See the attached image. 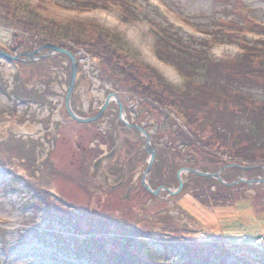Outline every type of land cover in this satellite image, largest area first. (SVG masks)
Here are the masks:
<instances>
[{
    "label": "rangeland",
    "instance_id": "1",
    "mask_svg": "<svg viewBox=\"0 0 264 264\" xmlns=\"http://www.w3.org/2000/svg\"><path fill=\"white\" fill-rule=\"evenodd\" d=\"M87 1L81 0L78 8L65 0H0V50L16 57L52 44L71 52L78 61L75 107L72 105L75 115L81 119L93 117L105 97L116 94L129 110V118L124 120L141 124L152 134L156 151L148 180L152 190H176V173L184 168L211 174L230 165L264 168V159L252 158V154L241 159L239 153L246 149V142L238 146L237 154L213 146L214 141L207 143L210 130L202 122V113L189 125L183 113L184 120L180 118L177 108L170 110L154 102L150 107L146 98L132 90L135 86L125 80L126 74L119 75L117 69L133 65L142 85L155 72L164 84L182 93L186 79L164 56L159 55L164 62L158 59L163 40L169 43L173 57L181 56V50L198 51L203 42L208 62L230 64L241 55L239 35L230 31L225 37L231 45L215 47L216 42L209 36L215 35L219 21L227 26L225 29L242 26L244 20L236 14L240 9L264 25V0H96L98 6L91 10L84 8ZM2 3L16 11L9 15L16 21L7 18ZM122 5L128 9L126 17ZM26 12L62 25L82 23L86 25L84 36H91V43L99 29L118 36L119 63L109 68L72 42L63 41L67 47H60L22 36L15 29L22 28L17 21L24 22ZM244 24L245 30L258 34L246 35L245 40L250 46L264 48V27ZM164 27L178 32L182 40L167 36ZM203 33L206 39L195 41L202 39ZM189 40L194 44L190 45ZM183 42L189 44L187 48ZM257 55L264 58V50ZM25 60L0 59V264H135L139 259L146 263L186 264L181 258L183 247L217 244L235 254L228 258L229 263L264 264L263 184L225 187L215 180L183 173L184 186L179 194L168 196L163 192L161 201L160 197H152L140 185L147 161L143 138L115 129L116 124L121 127L117 107L110 104L94 123L74 122L64 108L69 60L58 54L40 61ZM247 81L243 91L264 101L261 74L251 83ZM154 82L151 79L148 84ZM193 83L200 84L195 78ZM23 92L43 99L22 102L18 93ZM196 127L198 131L193 134ZM188 133L193 134L189 139L185 136ZM104 139L110 147L126 142L116 161L122 165L129 162L128 183L136 184L132 191L125 187L115 192L96 189L88 176L79 172L82 159L94 150L95 155L100 154L95 148L97 143L100 151H105ZM185 139L193 144L188 145ZM255 148L249 151L255 152ZM224 173L227 184L264 179V172L258 168H229ZM117 181L111 179V184Z\"/></svg>",
    "mask_w": 264,
    "mask_h": 264
},
{
    "label": "trees",
    "instance_id": "2",
    "mask_svg": "<svg viewBox=\"0 0 264 264\" xmlns=\"http://www.w3.org/2000/svg\"><path fill=\"white\" fill-rule=\"evenodd\" d=\"M6 1V0H2ZM67 2H72L80 8L79 2L81 0H65ZM85 4V9H95L98 6V1L88 0ZM110 4L109 2H107ZM94 4V5H93ZM96 4V5H95ZM2 5L7 8V18L10 21H16L14 16H9L16 11L8 8L7 3H2ZM112 5V4H110ZM2 8V6L0 5ZM120 8L124 11L122 12L126 17L128 15V9L122 5ZM126 12V13H125ZM5 13V14H6ZM4 14V15H5ZM237 16L244 20V23L249 25L251 28L254 27H264L262 23L252 18L248 11L245 9H240L237 11ZM25 19L24 22H18L19 33L28 35L27 38L34 40L37 38L41 44L45 43H56L60 47H67L63 41L72 42L74 46H79L84 49V53L91 58H96L100 60L107 67L111 68L112 64H118L117 59L119 58V53L117 52L120 48L118 43V36H110L104 32L102 29H97V37L93 43L92 37H86L84 34L85 26L82 23L75 22L73 25H62L55 21L43 20L38 14L34 12H26L23 15ZM220 26L213 37L215 46H225L229 44L228 35L230 31L235 32L239 35L242 41L240 56L233 59L230 64H212L208 62L206 58L208 55L203 50L204 44L202 41L206 39L207 35L203 33V38L195 41L202 42L199 46L198 51H187L181 50V56L173 57L171 55L172 49L169 50V43L165 40L164 44L159 45L160 52L158 53V59L164 62L159 55L164 56L169 62L173 63L171 67L175 68L176 71L186 79L184 82L186 84L185 91L178 93L170 84H164L162 79L155 72H151V79H154L152 85L148 84L151 79L148 78L147 84L142 85L137 68H133V65H127L126 67L117 68L120 70L119 75H124L126 81L128 80L132 83L135 89L141 90V95L147 97L151 102L156 103L157 106L163 108H169L173 110L172 107L177 108L180 113V118L183 119L182 113L189 125L194 120L197 114L203 115L202 122L207 123L210 130V138L207 143L213 142V146L223 147L226 151L235 152L237 154L238 146L244 142L245 150L239 153V156L243 160L244 155L252 154V158L258 157V159H264V101L255 100L253 95L248 91H243V87L246 86L244 80L247 79L248 83H251L253 79L256 78L258 73L261 74V78L264 79V58H260L257 53L260 50H264L262 47L250 46L247 40H245L246 35H257L256 32L245 30V24L240 22L242 26L235 29H225L227 26ZM171 31V33H170ZM164 32L167 36H175L177 39L182 40L178 32L171 30L169 27H164ZM184 43V42H183ZM189 44H194V41L189 40ZM189 44L184 43V47H188ZM213 47V48H214ZM167 63V62H166ZM170 64V63H169ZM125 69V70H124ZM112 70V69H111ZM126 71V73H125ZM115 72V71H114ZM192 76V81L189 80ZM260 78V76H258ZM200 82L198 86L193 83V79ZM160 86V88L153 86ZM133 88V89H134ZM264 94V86L262 89ZM19 97H22L20 101L25 102L29 99L33 101H40L43 99L41 95L28 92V93H18ZM33 94L34 96H31ZM36 98V99H35ZM250 106H247V105ZM153 107V105L151 106ZM184 120V119H183ZM184 122V121H183ZM187 123L184 122L185 127ZM199 127L194 128V131H198ZM202 128V127H201ZM190 131V130H189ZM182 131L179 129V134L182 136ZM193 134H185L186 138L189 139ZM183 137V136H182ZM185 141H189L186 140ZM207 143H202L204 147L208 148ZM193 143L189 141L188 145ZM185 145L186 144H182ZM187 147V146H186ZM253 147L255 152L249 151ZM247 160V159H244ZM184 252L181 253L182 261L187 262L186 264H246L241 261L227 262L229 257H233V252L226 249L224 245L217 244L207 247V245H201L199 247H183ZM98 254V252H95ZM257 256H260L256 254ZM137 261L135 264H159L158 262L146 263L145 261ZM111 261V260H109ZM251 262V261H250ZM114 264V263H113ZM252 264H257L252 263Z\"/></svg>",
    "mask_w": 264,
    "mask_h": 264
},
{
    "label": "water",
    "instance_id": "3",
    "mask_svg": "<svg viewBox=\"0 0 264 264\" xmlns=\"http://www.w3.org/2000/svg\"><path fill=\"white\" fill-rule=\"evenodd\" d=\"M42 51H47L48 53L46 55L36 57V55L40 54ZM56 54L66 57L70 62V75H69L68 86L66 89V94H65V99H64L65 110H66L69 118L72 119L74 122H77L80 124H91V123L96 122L98 119L101 118V116L105 112L110 98L107 97L105 99L102 107L98 110V113L89 119H81V118H78L74 114V112L72 111V109L70 107V100H71V96H72L73 90H74V85H75V80H76V75H77V69H78V61L76 60L75 56L71 52H69L65 49H62V48H58L56 45L45 44V45L39 47V49L34 51V52H31L28 54L23 53V54H20L16 57L9 56L0 50V59H3L7 62H16V61H20V58L23 57V58H26L25 61H28V60L40 61V60H44V59L49 58V57L56 55ZM114 99H115V103L119 109L118 121L126 129L134 130V131L138 132L143 137V140H144L143 149L145 151L147 161H146L145 171L143 172L142 177H141L140 185H141L143 190H145L148 194L152 195L154 198H156V199L159 198V195L162 192H165L168 196H175V195L179 194L181 189L184 186V182L181 180V175L183 173H188V174L194 175V176H196L198 178H202V179L215 180L225 187L236 186L239 183L240 184H246L248 186H251L254 183L264 185V179L258 180L256 182L246 181L244 179H241V180H239L237 182H233L231 184L225 183L222 180L221 175L224 172V170L229 169V168H236V169H240L241 171H249V170L258 168V169H262V171L264 172V168H262V167L246 168V167H240L237 165H230V166L223 167L222 169H220L215 174L204 173V172H201V171H198L195 169L184 168V169L177 171V173H176V179L178 182V187L176 190L172 191V190L165 188V187H161V188H158L156 190H152L148 184V180L150 178L152 164H153L155 157H156V151H155V147L152 145L151 136L148 132L144 131L143 129H141L138 126H130V124H128L124 120L125 118H124V110H123L122 104L120 103L119 99L116 96H114ZM119 149H120V146L118 145L109 154L104 155L100 159H98L93 164V170L97 171L98 169L102 168L103 165L109 163L112 160V158L114 157L115 153Z\"/></svg>",
    "mask_w": 264,
    "mask_h": 264
},
{
    "label": "flooded vegetation",
    "instance_id": "4",
    "mask_svg": "<svg viewBox=\"0 0 264 264\" xmlns=\"http://www.w3.org/2000/svg\"><path fill=\"white\" fill-rule=\"evenodd\" d=\"M43 52L44 51H42L40 54L36 55V57L42 56ZM44 54L46 55L47 52H45ZM77 72H78V70H77ZM132 90H134V91L137 90L139 92V94L141 93L140 89H132ZM114 96L117 97L116 94L110 93V94H108L105 97V99L107 97L110 98L107 107L110 104H113V105H115L117 107V105L115 103ZM117 98L119 99V97H117ZM144 98H146L148 100V104L151 107L152 106L151 100L149 98H147V97H144ZM105 99L103 100V104H104ZM74 100H75V96H74V94H72L71 100H70L71 109H72V105H74V107H75ZM119 101H120V99H119ZM120 103L122 104L121 101H120ZM39 105H41V103H39ZM122 106H123V110H124V118L127 119V118H129V110L125 107V104L124 105L122 104ZM64 108H65V105H64ZM96 109L97 108H92V111H94ZM74 110L72 109L73 112H74ZM117 111H118V114H117V119H118V115H119L118 107H117ZM128 122H129L128 124H130V126H138L141 129H143L144 131H146L145 128L141 124H138V123H136L134 121H130V119H129ZM120 125H121V127L118 124H116L115 125V129L120 130V128H121V130H123V131L124 130H128L131 134L143 138L138 132H136L134 130L126 129L122 124H120ZM151 135L152 134H150V136ZM151 139H152V137H151ZM128 142L131 143L130 141H128ZM103 143L107 144L106 148H105V151H103V152L100 151L99 144L97 143L95 145V148L98 150V152L100 154L95 155L96 151L94 150L95 152L94 151H93V153L91 152L89 157H87L85 159H82L81 163H80V166L78 167L79 172L81 174L85 175V176H88V178L90 179L91 183L95 186L96 189L109 188L110 191L115 192V191H119L120 189L125 187V190L126 189L129 190L128 192L132 191L133 189H135L136 184H135V186H133L132 183H130V182L128 183V178L130 177L129 175H131L129 173V171H128L129 162H126L125 165H122V164L117 163V161H116V157H117V154L120 153V149L115 153L114 157L112 158V160L109 163L103 165L102 168L98 169L97 171L93 170V164L98 159H100L104 155L109 154L118 145L120 146V148L121 147L123 148L125 146L126 142L124 140H122V142H119V144L113 145V147L112 146L110 147V145H108V142L105 139H104ZM90 160H91V163L89 164ZM90 166H91V169H90ZM88 169H90V171H89L88 175H86ZM225 176L226 175L223 172L222 175H221V178H222L223 181H224ZM114 178H118V181L116 183H114V184H111V179H114ZM224 182L227 183L226 181H224ZM162 193L159 195V197L162 195ZM162 199L163 198L160 197L158 200L161 201Z\"/></svg>",
    "mask_w": 264,
    "mask_h": 264
}]
</instances>
